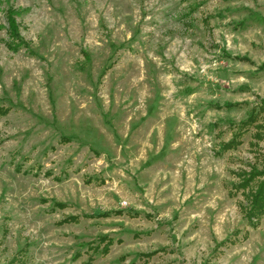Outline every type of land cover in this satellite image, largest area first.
<instances>
[{"label": "rangeland", "instance_id": "374dc122", "mask_svg": "<svg viewBox=\"0 0 264 264\" xmlns=\"http://www.w3.org/2000/svg\"><path fill=\"white\" fill-rule=\"evenodd\" d=\"M263 64L264 0H0V264H264Z\"/></svg>", "mask_w": 264, "mask_h": 264}, {"label": "trees", "instance_id": "16d2710c", "mask_svg": "<svg viewBox=\"0 0 264 264\" xmlns=\"http://www.w3.org/2000/svg\"><path fill=\"white\" fill-rule=\"evenodd\" d=\"M13 13V10H9L7 18L8 33L9 38L11 39L9 46L14 50H18L19 47L23 45L27 46V41L21 35L17 19ZM225 104L228 107L240 105L239 102H227ZM261 111H264V99L261 100L260 107L258 106L257 108H252L249 111L247 118L242 121V124L235 131L233 139L226 142L224 144V148L237 146L239 143L238 138L241 136L240 134H242L243 129L247 126H250V124H254ZM243 174L244 175L241 182L236 184L239 189L242 188L245 192L244 194L246 196L247 202L242 205V208L245 211V215L247 216L248 220L253 225H257L262 220H264V167L262 169L253 167L251 171L244 172Z\"/></svg>", "mask_w": 264, "mask_h": 264}]
</instances>
